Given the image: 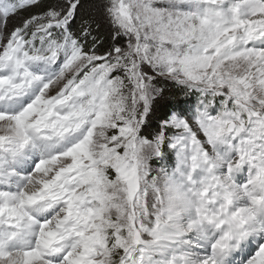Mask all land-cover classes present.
I'll list each match as a JSON object with an SVG mask.
<instances>
[{"label": "snow or ice", "instance_id": "1", "mask_svg": "<svg viewBox=\"0 0 264 264\" xmlns=\"http://www.w3.org/2000/svg\"><path fill=\"white\" fill-rule=\"evenodd\" d=\"M0 264H264V0H0Z\"/></svg>", "mask_w": 264, "mask_h": 264}]
</instances>
